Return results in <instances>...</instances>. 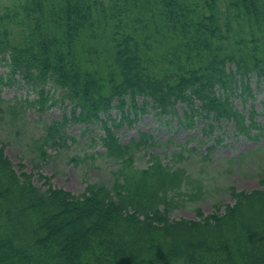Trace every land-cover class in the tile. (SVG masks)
<instances>
[{
  "label": "trees",
  "instance_id": "obj_1",
  "mask_svg": "<svg viewBox=\"0 0 264 264\" xmlns=\"http://www.w3.org/2000/svg\"><path fill=\"white\" fill-rule=\"evenodd\" d=\"M0 65V93L19 79L34 94L28 105L70 107L32 142L39 159L49 143L74 141L67 123L96 122L105 150L97 156L114 165L110 180H84L73 195L43 175L45 188L35 186L0 148V264H264V174L255 190L229 186L233 203L216 201L209 216L196 207L195 221L171 219L181 198H204V181L180 166L183 150L171 165L150 156L137 168L134 153L155 139L123 145L113 132L150 103L180 129L201 123L206 136L225 122L245 139L258 130V139L254 108L232 103L254 99L253 76L264 83V0H0ZM114 108L119 120H101Z\"/></svg>",
  "mask_w": 264,
  "mask_h": 264
},
{
  "label": "rangeland",
  "instance_id": "obj_2",
  "mask_svg": "<svg viewBox=\"0 0 264 264\" xmlns=\"http://www.w3.org/2000/svg\"><path fill=\"white\" fill-rule=\"evenodd\" d=\"M6 73V68L0 65V75ZM18 79V78H17ZM253 100L242 104L240 99H233V106L238 111L250 110L251 106L257 113V122L263 126L258 139H254L258 130L251 132L252 139L237 137L232 131V124L221 123L213 134L204 136L202 124L197 123L193 129L183 130L178 127L176 118L171 115L159 114L149 103L143 114H138L132 124L124 123L119 129H113L114 134L125 145L131 140L138 141L140 134L152 136L157 146L141 148L134 153V166L146 168L150 156H159L164 165L173 163L172 155L182 151L183 159L180 166L188 170L194 178H201L206 187L204 198L191 203L183 199V205L173 211L171 219L195 221L197 219L194 209L199 207L204 216L214 211L213 204L219 201L221 207L232 204L227 188L233 186L238 191H252L259 188L258 175L264 174V83L258 82L256 76L251 78ZM53 91L50 93L52 94ZM57 94L55 95V98ZM0 98V148L13 163L15 170L23 165L27 173L32 175L35 186L44 189L43 181L38 179L43 175L51 181L57 189L79 195L83 192L84 180L89 182H107L111 179L114 169L112 161L97 154L104 155L105 150L100 145L99 138L103 135L100 124L92 122L82 124L69 122L63 132L70 139L65 146L56 140L57 144L46 147V157L38 158V153L32 147L34 140L45 135V128L53 121L61 122L63 116L70 117V107L67 104L56 102L49 108L41 111L38 107L30 106L26 101H32L34 94L30 87L19 79L10 86L2 87ZM137 104L143 105L141 98L136 99ZM52 103L48 101L49 105ZM127 106V105H126ZM15 107L16 116L13 117L10 108ZM184 105L176 106L181 113ZM129 118L133 119L131 111ZM109 116L119 120L117 108L108 114L101 115V120ZM223 122V121H222ZM217 137L222 138L220 144H215ZM171 141L173 144H167ZM204 143V144H202ZM215 148L207 154L206 148ZM83 153L94 155L86 162L74 163L71 158H83ZM242 157V159H241Z\"/></svg>",
  "mask_w": 264,
  "mask_h": 264
}]
</instances>
